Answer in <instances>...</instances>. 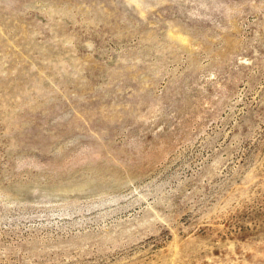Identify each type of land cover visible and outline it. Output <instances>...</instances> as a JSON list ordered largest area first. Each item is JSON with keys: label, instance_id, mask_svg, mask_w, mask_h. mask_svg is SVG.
Instances as JSON below:
<instances>
[{"label": "rangeland", "instance_id": "1", "mask_svg": "<svg viewBox=\"0 0 264 264\" xmlns=\"http://www.w3.org/2000/svg\"><path fill=\"white\" fill-rule=\"evenodd\" d=\"M0 264H264V0H0Z\"/></svg>", "mask_w": 264, "mask_h": 264}]
</instances>
